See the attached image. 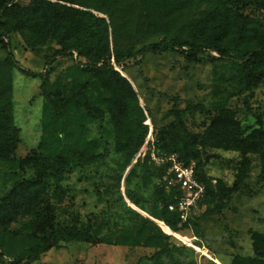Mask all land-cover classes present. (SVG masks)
Wrapping results in <instances>:
<instances>
[{
    "label": "rangeland",
    "instance_id": "374dc122",
    "mask_svg": "<svg viewBox=\"0 0 264 264\" xmlns=\"http://www.w3.org/2000/svg\"><path fill=\"white\" fill-rule=\"evenodd\" d=\"M30 1L12 0V4L27 7ZM228 5L264 29V0H231ZM146 6L152 7L151 0H146ZM208 8L207 0H191L169 23L167 35L162 36L160 28L150 27L145 21L140 34L134 33L135 29H130L128 35L123 31L119 41L137 43L139 50L163 39L170 40L175 31L183 40H192ZM93 13L108 20L103 14ZM11 47L16 51L14 61L18 67L2 43L0 66L12 70V115L19 135L13 162L0 159V199L19 183L34 178L42 180V199L36 213L18 217L0 232V264H231L237 256H254L252 235L264 234L260 156L206 147L204 135L223 113L233 118L242 139L247 140L254 131L264 134L263 74L262 83L250 90L243 65L211 50L194 53L184 47L182 51L135 55L115 66V70L129 82L136 100L125 96V92V105L119 101L117 108L103 119L98 115L88 118L78 104L79 117L75 121L82 125L81 133L71 125V133L75 132L65 137L66 143L76 139L95 142L92 149L97 155L87 163L85 159L90 156L80 157L83 160L64 173L58 184L50 171L38 170L31 162L44 155V138L57 136L62 129L59 126L51 133L52 129L45 128L49 103L42 92L41 76H48L49 90L66 97L86 85L91 98L113 95L92 74L78 71V65L87 64L86 60L78 59L76 52L62 54V47L56 42L30 49L19 33H13ZM110 48L113 51L112 31ZM192 107L198 108L182 119L189 134L188 148L203 162L204 173L214 188L213 194L204 199L192 228L178 230L169 225L163 213L151 172L138 164L148 154L151 135L154 141H163L174 128L175 112ZM113 114H120V124L127 127L123 134L126 147L117 148L121 125L114 122ZM141 123L147 131L136 130ZM67 124L70 125L68 121ZM137 144L138 151L129 163L120 149L130 145L136 148ZM165 154L167 151L160 147L157 155ZM205 155H213L207 164ZM24 159H30L31 164L21 166L19 162ZM242 174L245 178L238 182ZM87 235L91 242L74 241ZM37 237L50 238L53 248L38 257L16 260L14 256Z\"/></svg>",
    "mask_w": 264,
    "mask_h": 264
},
{
    "label": "trees",
    "instance_id": "16d2710c",
    "mask_svg": "<svg viewBox=\"0 0 264 264\" xmlns=\"http://www.w3.org/2000/svg\"><path fill=\"white\" fill-rule=\"evenodd\" d=\"M57 1L78 5L87 10L72 8L59 2L53 3L49 0H31L27 7L14 5L12 0H1L0 43L7 48L13 65L18 67L14 61L16 51L11 47L13 33H19L25 45L30 49L45 46L48 42H56L62 47V54L72 55L76 52L78 59L86 60L87 64L78 65V71L82 74H92L96 80L99 79L102 82L103 89L113 95L112 97L91 98L90 88L86 85L77 94L66 97L58 91L49 90L48 76L46 74L41 76L42 92L49 103L45 109V128L52 129L51 133H54L59 126L62 129L59 135L44 138L42 144L44 155L31 162L38 170L42 168L43 171H50L51 177L58 184L64 173L73 170V166L83 160L80 157L90 156L87 160L85 159L87 163L93 159L94 155H97L92 149L95 142H82L76 139L71 144L66 143L65 137L75 132L71 133V125H75L77 131L81 133L82 125L75 121L79 117L78 104L88 113V118L92 119V116L98 115L100 119H103L107 113H112L120 102L125 103V92H127L125 96L128 95L136 100L129 82L115 70V66H120L133 59L135 55H142L148 51H182L184 47L190 48L194 53L207 49L217 53L221 58H234L241 63L248 74L250 90H254L262 83L260 77L264 75V29L254 26L248 18L233 12L228 5L231 0H207L209 8L200 19L199 27L193 32L192 40H183L179 32L175 31L174 37L170 40L163 39L157 44L145 46L139 50L136 49L137 43L130 41L120 43L119 34L125 31L128 35L131 32L130 29H135L134 33L140 34L146 21L150 27L160 28V34L165 36L169 32V23L176 20L178 12L187 7L191 0H151L152 7L150 8L146 6V0ZM93 11L105 15L108 20L99 17ZM110 31L113 35V51L110 48ZM52 63L50 61L49 65ZM20 71L25 75L28 74L21 68ZM11 91L12 70L7 71L0 66V159L13 162L19 130L13 120ZM197 108L176 111L177 119L173 130L163 141L155 140L154 147L156 154L161 147L167 151V154L179 155L186 164L196 162L197 178L206 187L204 198L206 199L213 194L214 186L206 177L203 162L198 160L199 156L189 151V134L182 123V119ZM120 117V114L112 115L116 124H120ZM53 123L54 126H52ZM121 126L118 127L116 136L117 148L118 146L126 147L123 134L127 127ZM147 129V127H142L141 123L137 125L136 130L141 132ZM204 141L205 146L209 148L243 154H258L262 163L260 180L264 181V134L261 131H254L247 140H244L230 114L223 113L213 121L204 135ZM149 145L151 146V143ZM137 148L138 144L136 148L130 145L129 148H121L120 151L125 152L131 163L138 151ZM149 155L148 152L138 165L146 166L151 172L155 180L158 201L169 225L178 230L192 228V224L199 218L205 200L200 204L199 213L190 219V225H180L179 214L169 211V206L174 203V196L179 192L177 190L167 191L157 184V180L164 173V167L155 166ZM204 157L206 161L207 155ZM29 160L24 159L19 164L21 166L30 165ZM244 178L245 174L240 175L238 182ZM41 182L42 180L37 178L21 182L0 199V232L18 217L29 216L38 211L42 199ZM74 241L91 242L89 236ZM252 242L254 256L249 258L237 256L233 258L231 264H264V234L253 233ZM53 246L50 238L37 237L30 246H24L14 258L21 260L25 256L38 257L51 250Z\"/></svg>",
    "mask_w": 264,
    "mask_h": 264
},
{
    "label": "built area",
    "instance_id": "2783aa9c",
    "mask_svg": "<svg viewBox=\"0 0 264 264\" xmlns=\"http://www.w3.org/2000/svg\"><path fill=\"white\" fill-rule=\"evenodd\" d=\"M149 142L151 162L157 167H164V173L157 184L167 191L179 192L174 196L169 211L179 214L180 225H190V219L199 213L200 204L206 196V187L197 178V164L194 161L186 164L177 154L157 155L153 135Z\"/></svg>",
    "mask_w": 264,
    "mask_h": 264
},
{
    "label": "water",
    "instance_id": "95a60500",
    "mask_svg": "<svg viewBox=\"0 0 264 264\" xmlns=\"http://www.w3.org/2000/svg\"><path fill=\"white\" fill-rule=\"evenodd\" d=\"M212 156H213V155H207V157H206V161H205L206 164L208 163V161L210 160V158H211Z\"/></svg>",
    "mask_w": 264,
    "mask_h": 264
}]
</instances>
